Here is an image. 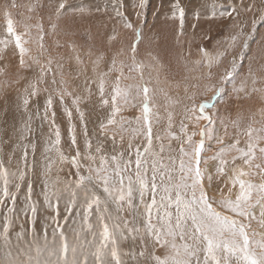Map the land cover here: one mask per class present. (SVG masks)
<instances>
[{
    "label": "snow or ice",
    "instance_id": "1",
    "mask_svg": "<svg viewBox=\"0 0 264 264\" xmlns=\"http://www.w3.org/2000/svg\"><path fill=\"white\" fill-rule=\"evenodd\" d=\"M149 2L88 0L86 8L74 0H36L28 6L39 12L36 22L24 23L22 33L5 7L8 38L0 44L7 49L14 42L19 62L16 78L3 81V89L23 82L16 93L23 111L18 126L9 129L6 120L0 126V152L10 149L7 162L0 157V264H264V106L253 110L264 105V32L252 47L257 26H264V0L210 5V18L231 30L211 51L197 46L199 73L186 76L183 94L175 97L158 87L159 72L170 66L146 47L144 55L158 65L154 78V65L140 59L155 26L144 30ZM171 7L172 18L179 16L178 35H185V8L180 0ZM86 15L106 19L78 44L76 37L85 34L61 29L60 22ZM195 16L199 20L201 12ZM33 29L35 56L23 38ZM48 34L71 38L83 85L70 89L62 71L53 70ZM200 39L212 41L206 34ZM85 46L91 76L80 54ZM6 70L0 67V74ZM158 93L165 97L163 113ZM57 101L68 120L67 153ZM89 103L105 113L92 129L82 109ZM128 109L136 114L125 116ZM36 121L48 125L42 151Z\"/></svg>",
    "mask_w": 264,
    "mask_h": 264
},
{
    "label": "rangeland",
    "instance_id": "2",
    "mask_svg": "<svg viewBox=\"0 0 264 264\" xmlns=\"http://www.w3.org/2000/svg\"><path fill=\"white\" fill-rule=\"evenodd\" d=\"M27 1H29L28 5L31 4L30 3L31 1L33 3L36 2V0H31V1L27 0ZM41 2H43V0H41ZM174 2H175L174 0H172V1H170V0H150L149 5H148L147 10H146V18L148 20V25H145V29H144L145 32L147 33L148 27L152 26L153 24L155 25L152 28L151 33H148L145 38H146V42H148L149 36H150L151 43H150V45H147V46L150 47L151 51L153 49L152 53H153V55L158 56L160 63H163L166 66H170V70L168 67H166L164 70L159 72V81H160L159 85L161 88L164 89L165 92L167 91L169 96L172 95L173 97H175L178 94L179 95L183 94L184 78L186 76L191 77V76L197 75L199 73V69L197 68V66L195 64V61L200 58V53L198 51L197 46L200 45L201 43H203V46L211 51V50H213V47H214L216 41L217 40H223L225 37L224 31H218L219 28L215 26V24L218 23L221 19H219V18L211 19L210 18L211 17V9H207V7L205 8L203 5L199 4L198 0H192L191 2L189 1V2H186L184 4V6H186L187 10L185 11V18H184V29L186 31H184L185 35H182L183 38H180L178 40V42L177 41L175 42V41H172L170 39V37L169 38L166 37L165 36V29L162 31L159 28L155 29L156 22L160 17H163L165 14L170 13L168 10L169 9L168 7H170V5H172V3H174ZM13 3H15V5L17 7H15V8L10 7V5ZM74 3L78 6L83 3L86 8L88 7V0H74ZM161 3L163 4V7H160ZM188 5H190V6H188ZM6 6H8V10L11 12V14L14 15V16L12 15L11 18L13 19V21L15 23L16 30L20 33H22L24 31L22 29L23 28L22 25L24 23H30V24L34 23L36 21L35 17H37L39 14V12L37 11V12H29L30 14L27 15L26 9H28V6L20 7V3L18 2V0H0V19H4V10H5ZM199 8H202V9H199ZM19 9H20V11L21 10L23 11V12L21 11L22 13L26 14L25 21H24L23 17L20 15ZM157 10H159V16L154 18L152 13L157 11ZM197 11L201 12V17L204 20L212 21V24H209V29H208V32L212 37L211 42L201 41V39H200L201 34H206L203 32L204 31L203 29L201 30V32L195 33L196 29H194V27H193V25H195V23L192 22V18H196L195 13ZM129 12H131V9H129ZM29 16H32V17L34 16V17L32 20H27V17H29ZM170 16H172V14H170ZM96 17H98V16H96ZM104 18H106V17H104ZM250 18L251 17L249 16V19ZM169 19H172V18H169ZM175 19H178V21H179L178 14H177V17ZM171 21H173V20H171ZM17 22L18 23L20 22V23L18 24ZM63 22L64 23H60V27L62 29H65L68 26H72L73 30H75L78 27L80 29V32L82 34H85V35L76 37V41L78 44H81L84 42V40L86 39V30L89 27H92V24H93V22L90 20V18L87 17V15H86V18L83 20H81L78 16L75 20L65 19V20H63ZM90 22H92V23H90ZM203 23H205V21ZM257 27L259 29V32L257 33L255 40L252 42L253 48H256V46H257L256 42L260 40V34L259 33L264 31V26L258 25ZM18 28H20V29H18ZM226 29L230 30L231 27L230 26L226 27ZM45 31L46 32L49 31V26H48L46 19H45ZM205 32H207V31H205ZM31 33L33 34V36L31 34L29 36L26 35L27 37L24 36L25 38L23 37L25 40L29 41V44L27 43L25 45V47H27L29 45L28 47L32 48V46H31L32 42L34 41V39H36V40L38 39L37 33L34 29L32 30ZM193 33H195V41L194 42H193ZM31 36H32V38H31ZM33 37H34V39H33ZM128 38L130 39V35L128 36ZM56 39H59L60 44L63 46L57 47L56 43L53 42L54 44L51 43V44H49L48 47L53 48L56 53L61 52V56L63 58L62 59L63 64L66 65L69 63L70 65L68 64V67L73 68V62L75 61L74 57H75L76 53L71 48H69V46H68V41L71 38L69 36L63 38L60 35ZM190 40H192V41H190ZM213 41H214V43H213ZM168 43H170V44H168ZM45 44H46V39H45ZM171 44L173 46H175L174 49H172L173 47ZM117 47H119V45H117ZM86 48L87 47L85 46V47H83V49H80V52L82 51L80 54L83 55V53H84V55H83L84 57H82V58L85 61V63H87L86 59L87 60L89 59L88 55H86V50H87ZM145 50L146 49H144V46H142L141 47V53L143 54L145 52ZM30 52H31V50H30ZM159 52L161 53V55L159 54ZM31 55L34 56L33 52H31ZM68 60H70V61H68ZM148 62H150V64L154 65V68L152 70V76L155 78L157 76L156 67H158V65H156V62L152 61L150 58H149ZM75 64H77V63H75ZM76 66H78V65H76ZM78 67H80V66H78ZM89 67L91 68L90 65H89ZM76 69L77 68L75 67V71H78ZM69 70L71 71V69H69ZM125 72L127 74V69H125ZM148 72H149V70L146 69L145 70V76L146 77H148V75H147ZM63 75H65V76H63V78H65L66 76L69 77V74H67V73H63ZM73 76L76 77L77 75L74 74ZM57 79H59V78H57ZM155 86H157V85H155ZM165 87H167L168 89ZM72 88H75V86L73 85ZM162 94L163 93L160 94L162 96V97H160V95L158 93L157 94L158 96L156 97V99L157 98L162 99L164 103H162V101L156 100V104L158 102L157 105L164 107L165 100L163 99L164 94L163 95ZM207 96H211V93H208ZM204 98H207V97H204ZM204 98L202 97V98H198V99H204ZM257 104L259 106L257 105L253 110L258 109L261 106H264V105H261L260 103H257ZM234 115L235 114L233 113V116Z\"/></svg>",
    "mask_w": 264,
    "mask_h": 264
},
{
    "label": "bare ground",
    "instance_id": "3",
    "mask_svg": "<svg viewBox=\"0 0 264 264\" xmlns=\"http://www.w3.org/2000/svg\"><path fill=\"white\" fill-rule=\"evenodd\" d=\"M170 1H172V0H170ZM189 1L191 2L192 0H180L181 6L185 8V11L187 10V8H186V6H184V4L186 2H189ZM198 1H199V4L203 5L205 8L207 7V9H211L210 8V5L213 4V3L221 4V3H226L227 2V0H198ZM18 2L20 3V7L29 6L28 5V2L29 1H27V0H18ZM237 2H238V0H237ZM30 3L32 4L33 2L31 1ZM188 6H190V5H188ZM168 8H169L168 10H169L170 13L165 14L163 17H160L157 20L155 29L159 28L161 31L165 29V36L168 37V38L170 37V39L172 41H175V42L177 41L178 42V40L180 38H183L181 35H178L179 30H180V22L178 21V19L172 18V16H170V14H172V7H171V5ZM199 9H202V8H199ZM19 11H20V9H19ZM21 11H20V15L23 17V19L25 21L26 14L29 15L30 13H29L28 9H26V14L22 13L23 11L22 12ZM12 15L13 14H11V16ZM35 18H37V17H35ZM169 18H172V19H169ZM103 19H106V18L100 17V16L94 17V18H90V20L93 22V24H92V30H93V32H95V25L98 23V21L103 20ZM171 20H173V21H171ZM204 21H205V23H203ZM92 22H90V23H92ZM192 22L195 23V28H194V29H196L195 30L196 31L195 33L201 32V30L203 29L204 30L203 32L206 33V35L207 34L210 35L209 32H208V29H209V24H212V21H207V20H204L202 17H200L199 20H197L196 18H192ZM60 23H64V22L61 21ZM215 26L219 28L218 31H224V36H226L227 33L231 30V29L230 30H227L226 29V27H229L230 25L228 24V22L223 21V20H220L218 23L215 24ZM18 29H20V28H18ZM184 31H186V30L184 29ZM205 31H207V32H205ZM32 36H33V34H32ZM32 36H31V38H32ZM25 37H27V36H25ZM61 37L64 38V37H67V36L61 34ZM7 38H8V34L6 32L5 19H0V40H4V39H7ZM56 38L57 37H54L52 34H48L44 38V44H45V39H46V44H45V47L47 48L46 56H51V57L54 58L53 70L54 71H57V72H61L62 71V73L69 74V77L66 76L67 78L65 77L63 79H66V81L69 83L70 89L72 88L73 85L74 86H76V85H83V83H84V76L83 75H80L79 77H77V76L74 77L73 76L74 74L77 75L76 73L78 72V71H75V67L77 68L76 70H79V67L76 66L77 64H75L76 62L75 61L73 62V68L68 67V64L69 63L66 64V65H64L63 64V60H62L63 58L61 56V52L60 53H56L53 48H49L48 47L49 44H51L53 42L55 43ZM33 39H34V37H33ZM37 41H38V39L37 40L34 39L33 42L31 41L32 42V44H31L32 48H29L28 47L29 45L27 46V48L29 50H31V52H33L34 56L37 55L38 52H39L38 42ZM190 41H192V40H190ZM213 43H214V41H213ZM168 44H170V43H168ZM147 45H149V43L146 42V38H145V43L143 45H141V47L144 46V49H146V47H148ZM172 47H173L172 49H174L175 46L172 45ZM0 49H3V53L2 54L4 55V60L2 62H0V67H4L5 65L7 66L6 73L0 74V126H2L3 125V122L6 120L7 121V126L9 127V129H11V127L14 124L18 126L20 124L21 120H22V111H23V109L17 107L18 97H17L16 93H17L18 87H19V89L22 90L23 82H21V85H19V86L13 85V86H11V87H9L7 89H3V81H5V80H13V79L16 78V70L18 68V62H19V52H18L17 49H15L14 42L12 44H10L7 49H4V46L2 44H0ZM81 49H83V48H81ZM152 51H153V49H152ZM31 52H30V54H31ZM86 53H87V50H86ZM159 54L161 55L160 52H159ZM83 55H84V53H83ZM83 55H82V57H84ZM41 59L43 60V59H45V57H41ZM140 59H143L145 61V63H150V62H148L149 61V57L146 56V55H144V53L141 55ZM68 61H70V60H68ZM86 61H87V63H85V65H87V74L89 76H91L92 75V72H91V68L89 67L90 64L88 63L89 62V59L88 60L86 59ZM57 62L63 64V68L62 69H57L56 68V63ZM69 69H71V71ZM20 75H24V73H21ZM63 76H65V75H63ZM57 78L60 79V76H57ZM48 80L49 81L51 80V75L48 76ZM44 86L47 87L48 85L46 84ZM158 87H160V85H158ZM165 88H167V87H165ZM160 94L161 93H159V95ZM42 95H43V93H42ZM160 97H162V96L160 95ZM200 98H202V97H200ZM96 99H97V97L94 96L93 97V102H95ZM163 99L165 100V97ZM156 100L162 101V103H164L162 99L157 98ZM66 102H67V105L69 107H72V105H71V98L70 97L69 98H66ZM42 103H43V101L41 100V104ZM157 104H158V102H157ZM257 105L258 104L256 103L255 107ZM158 106H159V110L161 111V113H163L164 107H162L160 105H158ZM82 109L85 111L86 119L88 121V127H89V129H92L93 125L99 119H103V117L105 115L103 109L101 108V106L99 104L89 103V104H87L86 107L82 106ZM56 112H57V120H56V122L60 126L61 135H62L61 146H62L63 150L67 153V146H68V143H69V139H68V135H67L68 120H67V117L64 116V114L62 112V109L59 106V102L58 101H57V105H56ZM5 113H7V116H5ZM135 114H136V110H134V109H128V111H126L124 113L125 116H129V117L130 116H133ZM72 122L77 125V131H78V133H82V129H81L80 125H79V119L75 115L74 110H73V121ZM35 127L37 129V136H38V138L41 141V151H42L43 141L48 138V134H49L48 133V125L47 124L41 125V123L39 121H36L35 122ZM41 128L43 129L42 132L40 131ZM0 130H2V127H0ZM53 138H54V136H53ZM81 143H82V138H81ZM9 150L10 149H4L3 152H0V157H2L3 159H5L6 162H7V155H6V153ZM206 154L208 156H211L212 155V152L209 151ZM38 156H39V153H38ZM65 172H67V168H65ZM62 175H63V173H62ZM37 191H39V188H37ZM225 191H226V189H225Z\"/></svg>",
    "mask_w": 264,
    "mask_h": 264
}]
</instances>
